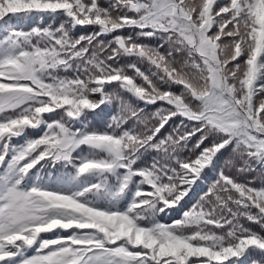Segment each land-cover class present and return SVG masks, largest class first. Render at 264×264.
Returning <instances> with one entry per match:
<instances>
[{
  "label": "snow or ice",
  "instance_id": "obj_1",
  "mask_svg": "<svg viewBox=\"0 0 264 264\" xmlns=\"http://www.w3.org/2000/svg\"><path fill=\"white\" fill-rule=\"evenodd\" d=\"M55 13L69 20L19 26ZM77 25L94 27L73 35ZM0 30V264H264V186L240 179L264 163V0H0ZM153 36L159 44L140 39ZM126 55L151 73L118 63ZM105 85L123 90L111 96L108 130L73 128L84 110L104 118L95 109ZM81 144L105 155L81 160L78 175L124 169L117 194L133 176L145 186L127 209L83 202L89 188L24 185L40 161L71 163ZM146 149L156 158L134 168ZM209 172L215 179L180 220L140 223L157 202L175 208ZM55 230L71 231L39 239Z\"/></svg>",
  "mask_w": 264,
  "mask_h": 264
},
{
  "label": "trees",
  "instance_id": "obj_2",
  "mask_svg": "<svg viewBox=\"0 0 264 264\" xmlns=\"http://www.w3.org/2000/svg\"><path fill=\"white\" fill-rule=\"evenodd\" d=\"M254 169H255L254 171L243 173L241 175L240 179L245 180V179H251L252 177H257V179L254 181V183H256L257 185H260V186H264V181H261L259 179V174L261 171H264V166L262 165V163H260V161H256V162H254Z\"/></svg>",
  "mask_w": 264,
  "mask_h": 264
},
{
  "label": "rangeland",
  "instance_id": "obj_3",
  "mask_svg": "<svg viewBox=\"0 0 264 264\" xmlns=\"http://www.w3.org/2000/svg\"><path fill=\"white\" fill-rule=\"evenodd\" d=\"M260 81H262V79L260 78Z\"/></svg>",
  "mask_w": 264,
  "mask_h": 264
}]
</instances>
